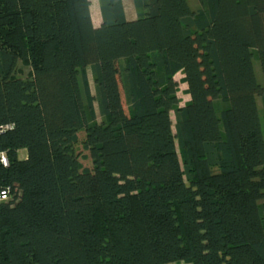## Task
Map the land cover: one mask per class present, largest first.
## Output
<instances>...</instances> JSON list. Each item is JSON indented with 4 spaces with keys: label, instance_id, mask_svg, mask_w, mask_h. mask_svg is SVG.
Listing matches in <instances>:
<instances>
[{
    "label": "trees",
    "instance_id": "1",
    "mask_svg": "<svg viewBox=\"0 0 264 264\" xmlns=\"http://www.w3.org/2000/svg\"><path fill=\"white\" fill-rule=\"evenodd\" d=\"M198 1L0 0V264H264V0Z\"/></svg>",
    "mask_w": 264,
    "mask_h": 264
},
{
    "label": "rangeland",
    "instance_id": "2",
    "mask_svg": "<svg viewBox=\"0 0 264 264\" xmlns=\"http://www.w3.org/2000/svg\"><path fill=\"white\" fill-rule=\"evenodd\" d=\"M190 3V6L193 10H197L200 7V3L198 0H188ZM125 3L128 4L130 3L132 5V7H135L134 5V0H125ZM98 5V1L94 0L92 2V7L95 10V8ZM99 11L101 14V10H100V5H99ZM254 66H255V72H256V76L259 82L263 83L264 78H263V73L261 70V65L259 60L255 57L254 59ZM19 75L26 77L29 72L31 71V68L27 65H23L22 63L19 64ZM88 76H89V80H90V84L92 87V90L94 91V78H93V74L90 70V68H88ZM176 79L179 82V92H178V96L180 98V105H184L186 102H188V100L190 99V95L187 92V84L182 80L183 79V74L182 73H178L176 75ZM257 102H258V107H259V111H260V115L261 117L263 116V105H262V99L261 97H257ZM97 107V104H96ZM97 112L98 108H97ZM172 116V120H173V129L175 130V124H176V117H175V112L172 111L171 113ZM101 116L99 115V120H101ZM79 141L76 145V150L78 151L79 155H80V161L82 162L84 167L87 168H93V163H92V159L90 157V152L88 150H86L83 146V142L85 139V132L81 131L79 132ZM19 156L21 158H26L27 157V150L26 149H21L19 151ZM171 264H192V263H188L185 261H181V262H176V263H171Z\"/></svg>",
    "mask_w": 264,
    "mask_h": 264
},
{
    "label": "crops",
    "instance_id": "3",
    "mask_svg": "<svg viewBox=\"0 0 264 264\" xmlns=\"http://www.w3.org/2000/svg\"><path fill=\"white\" fill-rule=\"evenodd\" d=\"M93 1L94 0H91V3ZM97 1H98V5L95 8V10L93 9L92 4H91L92 20H93V23L95 26H99L103 21L102 14H100V11H99V5H100V10H101V2H100V0H97ZM123 3H124L127 18L130 20L136 19L138 16V11H137L136 7H132V5L130 3L126 4L125 0H123ZM183 77H184V74H183ZM187 89H188V85H187Z\"/></svg>",
    "mask_w": 264,
    "mask_h": 264
},
{
    "label": "built area",
    "instance_id": "4",
    "mask_svg": "<svg viewBox=\"0 0 264 264\" xmlns=\"http://www.w3.org/2000/svg\"><path fill=\"white\" fill-rule=\"evenodd\" d=\"M1 160L5 165L8 164L7 157L4 154L1 155ZM8 198H9V190L8 189L0 191V200H8Z\"/></svg>",
    "mask_w": 264,
    "mask_h": 264
}]
</instances>
